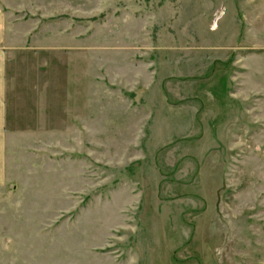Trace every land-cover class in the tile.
<instances>
[{"label":"rangeland","instance_id":"obj_1","mask_svg":"<svg viewBox=\"0 0 264 264\" xmlns=\"http://www.w3.org/2000/svg\"><path fill=\"white\" fill-rule=\"evenodd\" d=\"M12 4L54 131L5 138L0 264H264V0Z\"/></svg>","mask_w":264,"mask_h":264},{"label":"crops","instance_id":"obj_2","mask_svg":"<svg viewBox=\"0 0 264 264\" xmlns=\"http://www.w3.org/2000/svg\"><path fill=\"white\" fill-rule=\"evenodd\" d=\"M12 6H6V0H0V167L1 160L4 159L7 136H47L54 131V126H52L54 99L49 98V95L53 94L52 89L55 86L52 83H42L43 85L39 86L36 80H23L21 73L23 56L34 57L41 53L38 51H45L42 53L48 55L52 53V50L22 48L21 20L16 17L8 19L15 15V11L12 10L16 6L14 4ZM16 24L18 25L17 32ZM57 86L59 87L60 84ZM25 103L27 104L25 109L27 115L21 118L20 111L15 109L14 105ZM68 111L69 107L67 113ZM19 120L25 123L24 127L18 122ZM222 125L220 124L215 129L217 136L223 129ZM39 128H45L46 133L42 130L38 132Z\"/></svg>","mask_w":264,"mask_h":264}]
</instances>
